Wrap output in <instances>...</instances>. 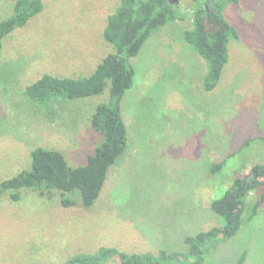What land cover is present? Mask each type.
Here are the masks:
<instances>
[{
    "label": "rangeland",
    "instance_id": "1",
    "mask_svg": "<svg viewBox=\"0 0 264 264\" xmlns=\"http://www.w3.org/2000/svg\"><path fill=\"white\" fill-rule=\"evenodd\" d=\"M121 0H43L44 9L3 39L0 55V182L31 168V151H60L83 165L102 142L90 116L110 100L103 93L40 101L26 87L44 74L90 75L115 51L104 38L109 14ZM178 2V0H175ZM16 0H0V22ZM180 19L168 22L131 59L132 87L122 100L128 148L110 168L89 208L64 207L61 195L23 188L0 200V263L62 264L79 254L117 248L129 254L185 252V238L223 224L211 204L233 179L264 164V0H238L223 9L239 32L217 87L206 91V60L183 39L198 3L179 1ZM250 139L245 144V140ZM223 162L219 169L214 166ZM239 231L201 264H264V203ZM75 196L79 198L78 192ZM106 264H117L114 258Z\"/></svg>",
    "mask_w": 264,
    "mask_h": 264
},
{
    "label": "trees",
    "instance_id": "2",
    "mask_svg": "<svg viewBox=\"0 0 264 264\" xmlns=\"http://www.w3.org/2000/svg\"><path fill=\"white\" fill-rule=\"evenodd\" d=\"M179 1L121 0L115 11L108 15L103 30L104 38L115 51L104 55L90 75L70 78L44 74L26 87L27 95L35 100L45 101L59 94L76 99L103 93L110 81V100L98 104L90 116L92 128L103 138L94 153L87 157L86 163L76 167L70 166L58 150L34 148L31 151V168L0 182V200L6 192L11 193L13 200H19L20 190L28 188L49 198L60 192V203L64 207L79 204L89 208L96 203L111 166L128 148L122 100L132 87L136 73L131 59L140 53L155 31L180 19ZM193 1L198 3L193 12L194 27L183 32V39L206 60L208 69L203 87L212 91L229 61L230 39L239 38L238 30L226 20L223 9L227 3L238 0ZM43 9V0H16L14 14L0 22V55L3 39ZM248 141L250 139H246L245 144ZM222 163L214 166L219 169ZM257 189L260 192L249 205V218L256 216L264 203V164L260 163L251 165L248 173L235 177L225 194L212 202V210L223 224L200 231L195 236H187L185 252L160 250L157 254H129L117 248H102L96 254H79L62 264H106L110 258H114L117 264H201L213 247L239 231L248 207V197ZM76 192L79 198L75 196ZM245 255L238 264H242Z\"/></svg>",
    "mask_w": 264,
    "mask_h": 264
},
{
    "label": "crops",
    "instance_id": "3",
    "mask_svg": "<svg viewBox=\"0 0 264 264\" xmlns=\"http://www.w3.org/2000/svg\"><path fill=\"white\" fill-rule=\"evenodd\" d=\"M207 72V71H206ZM206 72H205V74H206ZM205 74H204V76H205ZM204 78V77H203Z\"/></svg>",
    "mask_w": 264,
    "mask_h": 264
}]
</instances>
